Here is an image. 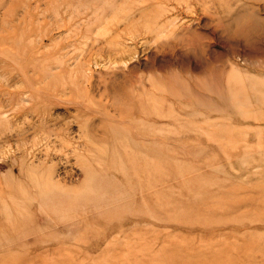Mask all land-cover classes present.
Wrapping results in <instances>:
<instances>
[{
    "label": "rangeland",
    "instance_id": "rangeland-1",
    "mask_svg": "<svg viewBox=\"0 0 264 264\" xmlns=\"http://www.w3.org/2000/svg\"><path fill=\"white\" fill-rule=\"evenodd\" d=\"M0 264H264V0H0Z\"/></svg>",
    "mask_w": 264,
    "mask_h": 264
},
{
    "label": "bare ground",
    "instance_id": "bare-ground-1",
    "mask_svg": "<svg viewBox=\"0 0 264 264\" xmlns=\"http://www.w3.org/2000/svg\"><path fill=\"white\" fill-rule=\"evenodd\" d=\"M173 255H174V254H173ZM177 256H178V255H177ZM179 257H180V256H179ZM179 257H178V258H179ZM170 263H171V262H170Z\"/></svg>",
    "mask_w": 264,
    "mask_h": 264
}]
</instances>
